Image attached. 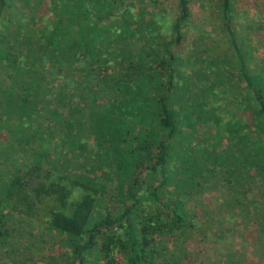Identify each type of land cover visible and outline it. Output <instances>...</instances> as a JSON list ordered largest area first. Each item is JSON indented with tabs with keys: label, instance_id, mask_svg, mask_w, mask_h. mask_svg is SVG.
<instances>
[{
	"label": "trees",
	"instance_id": "obj_1",
	"mask_svg": "<svg viewBox=\"0 0 264 264\" xmlns=\"http://www.w3.org/2000/svg\"><path fill=\"white\" fill-rule=\"evenodd\" d=\"M43 2L40 0L28 24L25 16L12 9V0H0V68L14 71L10 83L0 87V128L16 132L17 140H29L35 122L49 107L60 117L70 108L71 114H84L85 123L98 135L111 120L113 102H90L86 81L79 74V67L86 66L92 73L98 69L103 75L102 82L113 92L114 101L123 105L121 112H132L122 133L133 141L136 155L130 169L118 168L125 177L121 183L125 206L100 216L95 214L101 194L96 182L82 174L73 177L65 171L55 173L39 160L22 163L0 185V239L8 233L9 214L37 217L47 201L49 225L71 240L72 252L66 264H88L85 252L98 246L107 259L104 264H157L160 254L153 249L155 236L172 225L184 229L190 226L178 197L186 191L192 195V190H201L202 183L218 177L205 150L220 140L221 129L232 133V138L225 151L216 150L211 155L232 160L231 168L247 161L262 176L264 186L262 63L255 56L253 43H242L237 34L235 0L217 1L233 55L221 59V63L228 62L227 69L218 68L211 74L200 70L210 86L202 87L199 110L195 109V88L181 90L176 80L182 63L177 49L185 38L183 28L191 15V0H55L45 17L40 11ZM167 6L176 13L168 23L165 17L161 19ZM16 35L27 44L24 61L20 58L22 49L13 47L19 42L14 40ZM246 46L252 48L251 52ZM42 60L51 62L50 67L38 72L28 69ZM55 72L60 85L52 97L46 88L53 83ZM216 88L228 92L236 109L242 108L238 122L247 120L252 129L241 133L235 128L239 123H223L219 114L207 109L205 99ZM52 100L59 101L50 106ZM21 114L25 117H19ZM209 122L218 131L204 130L205 148H190L185 137L197 134ZM73 124L80 125L77 117ZM72 128H68L70 134ZM95 140L102 151L110 147L98 136ZM110 153L115 154L112 150ZM144 172L151 176L150 181L158 183L144 182L140 178ZM260 230L263 232V225ZM164 264H172V260Z\"/></svg>",
	"mask_w": 264,
	"mask_h": 264
},
{
	"label": "rangeland",
	"instance_id": "obj_2",
	"mask_svg": "<svg viewBox=\"0 0 264 264\" xmlns=\"http://www.w3.org/2000/svg\"><path fill=\"white\" fill-rule=\"evenodd\" d=\"M54 1L44 0L40 6L41 16L45 17L47 12H51ZM217 1L219 0H191V15L183 28L185 38L177 49L182 55V63L176 80L181 90L191 86L195 88L194 94L198 101L196 110L202 107V87L210 86L199 73L200 70L211 74L218 68L227 69L228 62L221 63V59L233 55ZM39 2L40 0H12V9L25 16L29 24ZM166 8L169 13L161 12V19L165 17L168 23V20H174L176 13L172 6ZM233 15L242 43L254 45L255 56L262 63L260 74L264 80V0H235ZM14 31L15 28L12 27L11 33ZM21 38L19 35L14 37L19 42L13 47L22 49L20 58L24 61L27 57L24 52L27 44ZM11 41V44L14 43ZM245 49L251 52L252 48L246 46ZM50 63L44 60L34 62L28 69L38 72L46 66L50 67ZM79 71L81 78L86 81L87 95L90 92L91 98L94 97V100L90 98V102L94 101L98 105H110L113 102L110 107L112 110L109 111L111 120L96 135V130H91L88 123H85L84 114H71L68 112L69 108L60 117L59 112H54L49 107L43 117L35 122V129L31 131L29 140H17L16 132L0 128V185L4 177L17 172L22 163L33 164L39 160L55 173L65 171L73 177L82 174L88 181L96 182L101 187V194L95 214L100 216L125 206L121 188L125 177L118 168L130 169L136 155L133 141L125 138L122 133L123 124L132 118V112H121L123 105L114 101L113 92L102 82L103 75L100 76L98 69L92 73L86 66H80ZM10 75L14 76V71L9 73L0 68V87L10 83ZM53 77V83L46 88L52 97L60 85L57 72ZM209 96L205 99L208 101L207 109H213L219 114L223 123H239L242 108L236 109L234 99L228 92H222L220 88L211 89ZM53 100L49 102L50 106L59 101ZM22 116L25 117L24 114L19 117ZM76 117L80 125L73 124ZM72 126L73 133L70 134L68 128ZM235 128L242 133L252 129V125L243 120ZM204 130L215 132L217 129L209 122L197 134L185 137L190 148H205L202 136ZM262 130L264 135V129ZM96 136L101 143H109L110 147L102 151L98 142H95ZM218 136L220 140L214 147L205 150L210 167L217 171L218 177H212L208 184L202 183L201 190H192V195L186 191L183 196L178 197L188 214L186 221L190 226L184 229L172 225L155 236L153 249L160 254L156 258L157 264H164L167 260H172V264H264V230H260L261 225L264 226L262 176L245 160L233 165L235 172H232V160L212 156L213 151L222 153L226 150L232 133L221 129ZM110 150L115 154H111ZM109 156L113 157L112 160H106ZM99 159H102L100 164ZM86 169L92 173L87 174ZM140 178L153 185L158 183L150 181L148 172L142 173ZM48 206L45 201L37 217L8 215V233L0 239V264H66L72 252L71 240L49 225ZM85 255L88 264H104L107 261L99 251V246L86 251ZM119 259L122 261V257Z\"/></svg>",
	"mask_w": 264,
	"mask_h": 264
}]
</instances>
